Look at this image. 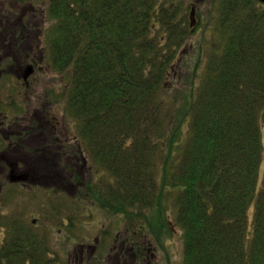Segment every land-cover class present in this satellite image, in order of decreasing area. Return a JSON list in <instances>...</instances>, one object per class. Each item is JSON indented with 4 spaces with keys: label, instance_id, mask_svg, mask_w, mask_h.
Here are the masks:
<instances>
[{
    "label": "trees",
    "instance_id": "trees-1",
    "mask_svg": "<svg viewBox=\"0 0 264 264\" xmlns=\"http://www.w3.org/2000/svg\"><path fill=\"white\" fill-rule=\"evenodd\" d=\"M210 6L200 29L212 35L192 46L198 61L190 74L193 60L177 64L197 30L184 16L185 0H50L52 23L41 40L49 67L67 77L64 110L76 123V145L39 119L28 135L8 136L1 127L11 122L12 105L0 99V182L10 176L2 151L11 140L48 173L45 182L57 189L82 182L77 189L107 213L157 215L150 221L163 232L172 212L184 264H264V3ZM32 138L40 142L33 146ZM55 143L59 157L81 167L67 165L72 176L46 159ZM91 167L109 176L100 187L79 173L90 175ZM10 202L0 199V264H64L52 228L9 212Z\"/></svg>",
    "mask_w": 264,
    "mask_h": 264
},
{
    "label": "rangeland",
    "instance_id": "rangeland-1",
    "mask_svg": "<svg viewBox=\"0 0 264 264\" xmlns=\"http://www.w3.org/2000/svg\"><path fill=\"white\" fill-rule=\"evenodd\" d=\"M180 2H184V0H180ZM211 2L212 0H185L187 14H184V16L192 21V28L196 27L197 30L196 33L188 39L187 46L180 51V54L177 57V59H179L177 64L182 66L186 60H193L190 61L192 63V66L190 64V74L193 73V66L196 64H194V62L196 60L198 61V51L194 47L197 46L199 41L203 40V35H207L209 38H211L212 35V32L208 31L206 33V30H203V28L200 29V25L204 23L209 14ZM18 3L19 5L16 7L15 5ZM29 3L37 10H41L44 18L41 16V12L37 13L36 17H33L31 12L33 9ZM5 4L7 5L6 9H13L12 12H17V14L27 13L26 15L28 17L26 16V20L31 21V19H34V25L36 24V28L33 27L34 25H32L31 28H28L30 31L29 34H32L33 36L39 32H41L40 36H42L43 32L41 28L45 30L46 27L51 26L52 22L49 19H45L46 15H48L47 11H45L46 6L40 0L39 2H36L35 0H28V2H26V0H0V8ZM193 11L195 13L192 16ZM5 15L7 14L5 13ZM42 18L44 19V22ZM18 19L19 15L12 17V22L14 21L13 23H16ZM7 32L14 31L9 30L8 28ZM30 38L28 41L25 40L23 45L28 52L30 51L27 48L32 47V45L35 48L37 47L36 59L40 62V67H36L35 72L29 79H27V81L23 80L22 75H24L28 65L31 64L32 58L30 57L26 60L27 54L25 53V49H19L16 44L9 43L11 40H7V44H5L7 42H5V40L0 41V58L2 57V60L0 59V99H3L6 104L12 105L11 111L7 110L10 119L12 118L11 122L6 123V125L1 127V130L5 131L4 133L8 134V136L10 135L9 133L12 135H18L20 130H33L34 119H39L40 121H47L52 127L54 126V134L56 135L57 133L61 139H66L65 141H67L68 145L70 144V146H74L76 145L75 139L78 134L77 126L68 115L66 116L64 110L65 105L63 98L65 94L64 89L68 82L67 77L65 74H61L49 67V63H47L45 42L42 41L38 49L39 43H33ZM211 43L212 41L205 43L206 48L208 49H205L206 51L210 50ZM2 44L5 46L3 47ZM176 68L178 71L179 67ZM182 69L185 71L184 68ZM188 70L189 69H187V71ZM36 114L38 117L35 116ZM2 117L3 114H0V118ZM50 128L51 127H46V125L42 124V130L47 131V133ZM41 139L45 141L44 136ZM37 142H40L39 139H31V145L34 146ZM8 144L9 146L6 149L5 146L3 148L4 150L2 153L5 155L2 159L7 162L6 164L10 163L15 165V176L29 174L30 178L26 179L25 177L22 180L13 182L11 176L5 177L4 181L0 182L2 185L4 183H14V185L13 188H8L6 190L4 189L5 185L2 188V185H0V199H10L11 202L9 203L8 211L13 212L14 215H24L29 223L33 224L35 221L38 228H41L40 226L44 224H48V226L52 228L49 230L54 238H51L52 247H54L55 250H58L60 254L70 258V260L73 261L72 264H76L74 261L76 260L75 253L79 254L77 252V244L94 243L97 237H99L102 244L111 247L112 245L119 243L121 240H125L127 237L130 238V234L135 231L138 232L140 237L146 238L148 243L153 245L157 254V264H184L183 232L175 223V215L172 212H168L167 215L171 221L169 222V225L173 224V227L175 228V231L172 230L171 232H168V228H170L169 225L168 227H164L162 232L159 230L158 225L150 221L151 218L156 219L157 215H141L140 217H134L133 215H112L107 213L96 206L92 197L82 194V192L79 191L81 190L79 188L85 187V184L83 185L81 184L82 182H80L74 186V184L65 182L66 180H64L61 182H65L62 184V188L57 189L54 185L57 183L53 184L44 181H49V179H47L48 173L40 169H35L36 161L30 157V155H32L31 152H28V157L23 150L20 151L18 149L19 151H16L14 149L15 145L11 140H8ZM58 144L59 143H55L53 145L54 147L52 145L51 147H48L49 149L47 148V155L45 157L48 160L53 159L62 162L61 165H64L63 168L65 175L72 176L73 171L69 168L68 170H65V167L67 165L75 166V172H78L81 167L76 166V163L71 157H66V159L62 155L59 157L57 151H60L61 148L60 150H56L57 147L60 146ZM21 147H24L22 143ZM53 151L56 154H54ZM84 157L85 159L90 160L87 154H85ZM27 162L29 164L26 166ZM87 165L89 166V163ZM88 166L86 168H88ZM94 170L95 168L93 169L91 167L93 173H89L90 175H86L87 173L82 169L79 173L84 175L85 178H87V181L100 187L109 176L104 171L96 170L94 172ZM8 171L11 170L8 169ZM263 176L264 128L262 164L260 167L259 180L260 185ZM4 201L6 202V200ZM1 204L0 210L2 211ZM56 208L60 213L53 211L54 209L56 210ZM2 214L0 213V215ZM59 214L62 215V220ZM253 214L254 206L250 209L251 220ZM149 222L151 225H149ZM152 223L154 225H152ZM119 235H121L122 238H120V241H117ZM1 237L3 236L1 235ZM106 256L107 255L104 253L98 252L97 257L100 258L97 259V262L95 261L94 264H114V259L108 262L107 258H105Z\"/></svg>",
    "mask_w": 264,
    "mask_h": 264
},
{
    "label": "flooded vegetation",
    "instance_id": "flooded-vegetation-1",
    "mask_svg": "<svg viewBox=\"0 0 264 264\" xmlns=\"http://www.w3.org/2000/svg\"><path fill=\"white\" fill-rule=\"evenodd\" d=\"M36 2H39V0H35ZM45 4V11L48 10V6L50 3V0H40ZM28 2V0H26ZM30 4V3H29ZM19 5L16 4L17 7ZM32 6V4H30ZM6 4L2 5V8H0V41L5 40H11L9 43L16 44V46L19 49H25L24 43L25 40L28 41V39H32L33 43H39V45L42 42L41 40V32L35 34L34 36L32 34H29L30 31L28 28H31L32 25H34V19H31V21L26 20V14H17V12H12L13 9H6ZM4 8V9H3ZM8 8V7H7ZM2 9V10H1ZM31 12L33 17L37 16V13H40L41 10H37L32 6ZM10 10V11H9ZM44 11V13H45ZM5 13L7 15H5ZM19 15V19L16 23L12 22V17H15ZM41 16H43V12H41ZM28 17V16H27ZM42 18V19H43ZM44 22V19H43ZM11 24V25H10ZM43 24V23H42ZM41 25V24H39ZM36 28V24L33 26ZM12 30L14 32H7V29ZM42 30V29H41ZM5 33V35H4ZM13 41V42H12ZM8 41L5 43L7 44ZM21 43V44H20ZM4 47L5 45L2 44ZM30 52H28L25 49V53L27 54L26 60L30 57L32 58L31 64L28 65L27 70L24 72V75H22L23 80L27 81V79L30 78V76L35 72V69L37 66H39L40 62L37 61L36 57V51L37 47H29L27 48ZM2 60V57L0 58ZM1 64V63H0ZM40 67V66H39ZM32 68V73L28 75V70ZM10 74V73H9ZM1 76V75H0ZM16 123V122H15ZM32 125V122H31ZM27 128V127H26ZM33 128V127H32ZM32 130V129H31ZM30 129H23L18 132L19 136L28 135ZM16 135V134H15ZM16 135V136H18ZM84 160V159H81ZM11 169L14 170L15 165L10 164ZM15 171V170H14ZM12 173V171H10ZM26 179H29V174H24ZM11 176V175H10ZM70 221V220H69ZM171 229L175 230L173 225L171 224ZM142 236V235H141ZM117 241H120V238H122L121 235L117 237ZM96 242V243H95ZM94 243H88V244H77V252L79 254L75 253L76 264H94V262H97V259L100 257H97L98 252H102L105 255H107L105 258H107L108 262H110L112 259H114V264H157V254L156 250L153 248L152 244H149L146 238L140 237L138 235V232H134L130 234V238H125V240H121L119 243H116L112 245L111 247H108L107 245H104L101 243L99 237H97L96 241ZM62 261L64 264H72L73 261L70 260V258L64 256L61 254ZM103 257V256H102ZM68 258V259H66ZM94 258V260H93ZM93 260V261H92Z\"/></svg>",
    "mask_w": 264,
    "mask_h": 264
},
{
    "label": "water",
    "instance_id": "water-1",
    "mask_svg": "<svg viewBox=\"0 0 264 264\" xmlns=\"http://www.w3.org/2000/svg\"><path fill=\"white\" fill-rule=\"evenodd\" d=\"M258 1H261V2H263L264 3V0H258ZM194 11L192 12V16L194 15ZM32 73V68H30L29 70H28V75H30ZM14 174V170H12V174H11V180L13 181V182H16V181H19V180H22V179H24L25 177L23 176V175H18V176H15V175H13Z\"/></svg>",
    "mask_w": 264,
    "mask_h": 264
}]
</instances>
